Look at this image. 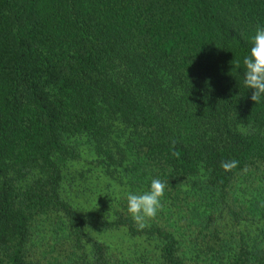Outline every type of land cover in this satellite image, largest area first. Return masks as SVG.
<instances>
[{"label":"trees","instance_id":"trees-1","mask_svg":"<svg viewBox=\"0 0 264 264\" xmlns=\"http://www.w3.org/2000/svg\"><path fill=\"white\" fill-rule=\"evenodd\" d=\"M258 26L264 0H0V264H264Z\"/></svg>","mask_w":264,"mask_h":264},{"label":"clouds","instance_id":"clouds-1","mask_svg":"<svg viewBox=\"0 0 264 264\" xmlns=\"http://www.w3.org/2000/svg\"><path fill=\"white\" fill-rule=\"evenodd\" d=\"M250 54L243 59L244 85L253 89L251 100L258 104L264 96V26H258L250 38ZM237 62L236 67H239ZM238 161H225L221 166L229 171ZM166 185L160 179L151 180L150 189L143 194H127V211L139 229H144L147 219H154L162 209V198Z\"/></svg>","mask_w":264,"mask_h":264}]
</instances>
